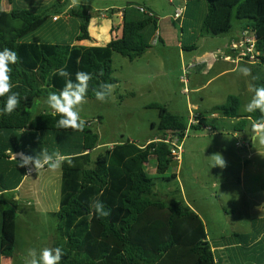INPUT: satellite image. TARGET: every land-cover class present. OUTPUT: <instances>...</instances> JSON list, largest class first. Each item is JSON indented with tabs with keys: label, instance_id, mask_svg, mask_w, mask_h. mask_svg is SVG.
I'll list each match as a JSON object with an SVG mask.
<instances>
[{
	"label": "trees",
	"instance_id": "obj_1",
	"mask_svg": "<svg viewBox=\"0 0 264 264\" xmlns=\"http://www.w3.org/2000/svg\"><path fill=\"white\" fill-rule=\"evenodd\" d=\"M8 1L11 9L0 10V51L8 48L18 55L17 63L10 65V76L12 91L20 93V103L11 115H0V195L16 190L23 183L27 169L20 166L21 154L35 156L42 149L49 154L58 151L67 157L60 166L59 227L54 240V249L60 248L63 252L60 264H222L215 256L199 213L171 191L170 186L166 194L156 189L157 180L177 179L176 174H166L177 160L173 150L177 146L181 148L193 118L187 122L154 103L149 107L159 110V129L164 132L163 136L144 144L130 140L119 142L92 160L100 137L91 129L90 122L86 121L83 131H73L58 129L56 124L61 117L53 112L45 111L32 117L31 110L37 100L47 99L49 94L63 88L64 78L57 74L60 68L68 71L73 81L77 71L91 74L86 99L97 100L94 92L102 83L116 85L119 82L114 77V55L120 54L130 61L142 58L152 47V38L160 27L159 18L142 6L125 8L120 36L113 37L104 46H84L79 43L91 41L90 16L83 8L74 6L67 14L80 23L79 34L71 43L29 42L25 39L47 25L51 18L59 21L69 4L61 5L59 0L62 7L53 5L39 11L18 0ZM204 1L198 36H224L231 32L236 21H242L244 33L257 35L259 56L250 64L254 65V86H264V0ZM195 4H187L186 14L190 19L195 17L192 14ZM182 9L183 15L178 21L184 19L186 8ZM109 12L112 16L120 11L112 9ZM185 28H181L182 34ZM182 49L193 51L197 44L185 47L182 43ZM240 52L241 49L238 54ZM246 60L249 61V57ZM6 99L0 97V110ZM241 104L240 98L229 96L226 104L216 106L213 112L220 111L227 118L238 119L235 132L249 130L252 133V121L261 114L257 111L241 115ZM207 118L196 115V123L190 128L219 131L209 125ZM173 141H177L176 147ZM151 159L156 160L159 177L151 176L146 170ZM48 166L43 169L51 168ZM97 201L110 213L108 216L96 214ZM0 203H4L1 197ZM16 221L14 212L3 213L0 256L13 257L15 254ZM254 222L264 224V220ZM221 240L230 245L239 241L246 245L250 237L246 233H233Z\"/></svg>",
	"mask_w": 264,
	"mask_h": 264
},
{
	"label": "rangeland",
	"instance_id": "obj_2",
	"mask_svg": "<svg viewBox=\"0 0 264 264\" xmlns=\"http://www.w3.org/2000/svg\"><path fill=\"white\" fill-rule=\"evenodd\" d=\"M18 1L39 11L53 5L59 6V0ZM60 1L61 5H71V0ZM112 2H118L122 8L128 9L147 4L157 18L168 14L173 7L170 0H79L73 7L78 6L88 14L98 15L101 12L96 9L105 8ZM10 9L8 0H0V10ZM109 11L105 13L110 15ZM60 16L61 20L54 22L51 18L47 25L25 40L49 44L71 43L79 32L80 20L73 17L67 19L65 12ZM201 21V15H195L193 25L186 26L185 33L181 34L185 47L196 43V50L151 45V53L136 61L115 54L114 77L119 82L114 85L111 96L105 102L86 99L79 114L90 122L91 129L100 137V145L92 152V160L104 153L109 144L128 140L144 144L163 136L164 132L159 129V110L149 107L154 103L161 104L172 114L182 116L187 122L196 115L208 117L209 125L220 130H194L190 124L187 136L180 145L179 158L166 174H176L177 179L171 182L157 180L156 189L166 194L170 186L171 191L201 214L212 245L221 246V237L234 232L250 233L253 228L251 219L264 216V146L249 139L253 135L249 130L235 132L238 119L227 118L220 111L213 112L216 106L226 104L229 96H236L242 102L240 113L245 115V106L254 96L251 90L254 86V65L248 60L232 65L224 59L229 44L237 37V28L243 22L236 21L231 32L224 36L199 37ZM214 52L218 54L216 58L222 59L215 60ZM202 57L213 59L212 68L199 63ZM244 67L250 70L247 76L240 71ZM46 101L39 99L35 102L31 110L33 118L45 111L53 112ZM215 153L225 159L224 167H212L213 162L208 158ZM146 170L151 176L159 177L155 159L150 160ZM61 182V167L40 169L28 172L19 189L4 191L0 195L4 201L0 203V228L5 211L14 212L18 218L15 264H23L22 260H25L29 250L35 249L38 254L41 246L52 245L49 237L43 236L57 234ZM256 227L264 229V224L259 222ZM235 252V248L230 251L218 249L215 256L223 260L224 256H229L228 264L254 262L248 258L236 261ZM4 264L9 262L4 261Z\"/></svg>",
	"mask_w": 264,
	"mask_h": 264
},
{
	"label": "clouds",
	"instance_id": "obj_3",
	"mask_svg": "<svg viewBox=\"0 0 264 264\" xmlns=\"http://www.w3.org/2000/svg\"><path fill=\"white\" fill-rule=\"evenodd\" d=\"M79 0H71V5H77ZM70 5V6H71ZM18 61V55L15 51L5 48L0 51V97H7L5 106L0 110V115H11L20 103V93L13 92L10 73L12 68L10 65H15ZM77 63L79 61L77 60ZM38 70V69H35ZM245 76L250 74L247 67L240 69ZM57 74L64 78V86L58 93H51L47 97V105L52 109L54 114H58L61 118L56 124L58 129L83 131L86 121L81 118L80 110L82 105L86 102V95L88 91V83L92 79L91 74L85 71H77L75 74V81L71 79V74L63 68L57 69ZM114 85L109 83H102L94 92L97 100L105 102L111 96ZM251 90L254 96L251 101L245 106L248 113H255L259 111L261 114L258 119L252 121V133L249 137L255 144L264 146V86H253ZM23 155V161L20 163L21 167L34 165V169L38 171L45 164L50 167H58L61 161L67 157L61 153L54 152L49 154L45 149L35 156ZM212 167H224L226 161L219 153L213 154L210 158ZM95 212L99 217H106L110 213L104 209L100 202L95 203ZM63 255L60 248H43L39 255L35 249L29 250L24 260V264H60Z\"/></svg>",
	"mask_w": 264,
	"mask_h": 264
},
{
	"label": "crops",
	"instance_id": "obj_4",
	"mask_svg": "<svg viewBox=\"0 0 264 264\" xmlns=\"http://www.w3.org/2000/svg\"><path fill=\"white\" fill-rule=\"evenodd\" d=\"M117 1V0H116ZM196 2L197 4L194 5L193 9H192V14L193 15H197V14H202V11L205 8V1L204 0H174V2L170 3L173 5L172 9L170 12H168V14L166 13L164 16L159 17V30L156 33V35L152 38L151 41V45L153 46H157V44H161L163 45V48H167L168 46H177V47H181L182 49V32H181V28L184 26H189V25H193L192 23V19L189 18V16H187L186 12H187V4L190 5L191 3ZM146 3V2H143ZM200 3V5H198ZM139 5V4H137ZM142 7H145V9L147 11H149V13H153L152 8H150V6L146 5H140ZM73 5H69V7L65 10V13H67V11L72 8ZM123 6H121V4H118V2H112L109 6H106L105 8H101L96 9L97 12H101V14L98 15H94V14H88L90 16V27H89V32H90V36H91V41H83L81 43H79L80 45H84V46H104L107 43H109L113 37H118L120 36L121 32H122V28H123V22H124V14H123V10L125 9L122 8ZM186 8V11L184 13V19H182L183 21H178L177 19H175V13L177 12L178 8ZM112 9H117L120 12L119 13H115L114 15H118L119 17V23H114V15L110 16L107 15L105 12L107 10H112ZM9 11V10H8ZM67 19H69L70 17L67 16ZM54 22H58L54 19ZM179 24V25H177ZM200 27V26H199ZM193 28V26H192ZM191 28V29H192ZM200 29V28H199ZM244 28L243 25H241L240 27L237 28V37L232 39V42L229 44V48L228 51L226 52V56L230 57L231 60H227L230 64L232 65H238L240 63H245V61L239 60L238 59V51L240 49H238L240 47V42L242 39V35ZM79 32H77L76 35H78ZM75 35V36H76ZM76 43V42H75ZM74 43V44H75ZM235 46H237V50H235ZM151 48L147 51V53L144 55L146 56L148 53H151ZM220 51V50H218ZM217 52H214V57L216 58L218 54H216ZM180 56L182 57V54L180 53ZM207 57H202L199 58V63H203L208 66V69L212 68L213 66V61L211 62V60L213 59H206ZM214 58V59H215ZM141 59V58H140ZM221 60L222 58H216L215 60ZM225 73V72H222ZM152 140V139H151ZM151 140H149L147 143L151 142ZM113 145L115 144H109V148H111ZM19 189V188H17ZM190 206V205H189ZM191 208H193L192 206H190ZM194 209V208H193ZM195 210V209H194ZM196 211V210H195ZM197 212V211H196ZM198 213V212H197ZM201 216V214H199ZM202 217V216H201ZM203 219V218H202ZM18 220V218H17ZM255 220H264V216L260 217H254L251 219V221H255ZM18 222V221H17ZM235 233V232H234ZM238 233V232H237ZM246 234L249 235L250 240L249 243H246V245H241L239 241V243L234 244V245H230L227 244L226 242H222V244H220L221 246H216L213 245L215 252L220 249L221 251H230L233 248H236V252L234 255V258L236 261L238 260H242L244 258H248V259H253L254 262H252L251 264H264V229H261L259 227H256L255 222L253 223V228H252V232L248 233L245 232ZM55 235H57L56 233H50V234H46L43 237H49V241H51L52 245H48V247H42L39 249V253L43 248H51L54 249V240H55ZM17 237H18V233L16 236V241H17ZM209 239V238H208ZM211 241V239H209ZM38 253V255H39ZM15 255V254H14ZM221 263L223 264L225 261L226 264H228L227 262L229 261L230 257L228 256H224V260L223 258H219ZM3 261V263H2ZM4 261H8L9 264H15L14 262V256L13 257H6V256H0V263L4 264ZM23 264H24V260H22Z\"/></svg>",
	"mask_w": 264,
	"mask_h": 264
},
{
	"label": "built area",
	"instance_id": "obj_5",
	"mask_svg": "<svg viewBox=\"0 0 264 264\" xmlns=\"http://www.w3.org/2000/svg\"><path fill=\"white\" fill-rule=\"evenodd\" d=\"M171 2H174V0H170ZM183 15V9L182 8H178L176 14H175V19H180ZM57 18H55L56 20ZM256 44H257V35L256 33H252V32H245L242 35V39L240 42V47L238 48L237 46H235V48L237 49H241V52L238 55V59L245 61L247 57H249V62L250 63H254L257 61V57L259 56V53L256 50ZM225 60H231L230 57L226 56L224 57ZM196 121L193 119L191 120V124H195ZM173 146H177V141H173L172 143ZM177 149V150H176ZM173 150V154L175 155V157L178 159L179 158V150L181 149L180 147L177 146V148ZM46 165L49 164H45L42 168H45ZM27 169V173L28 172H32V171H36L34 169V165H28L26 167ZM39 169V170H40Z\"/></svg>",
	"mask_w": 264,
	"mask_h": 264
},
{
	"label": "bare ground",
	"instance_id": "obj_6",
	"mask_svg": "<svg viewBox=\"0 0 264 264\" xmlns=\"http://www.w3.org/2000/svg\"><path fill=\"white\" fill-rule=\"evenodd\" d=\"M199 24H200V23H199ZM10 132H11V131H10ZM72 133H73V132H72ZM76 133L79 135L78 132H76ZM68 134H69V132H68ZM3 135H4V134H3ZM56 135H57V134H56ZM78 135H77V136H78ZM73 136H74V135H73ZM3 138H4V137H3ZM70 138H71V137H70ZM0 139H1V138H0ZM4 140H5V138H4ZM63 140H64V139H63ZM74 140H75V139H74ZM66 141H68V139H67ZM79 141H80V140H79ZM68 142H70V141H68ZM0 143H1V142H0ZM67 144L70 145L71 143H67ZM21 145H22V144H21ZM75 145H76V144H75ZM22 146H23V145H22ZM10 147H11V146H10ZM79 147H81V146H79ZM10 149H11V148H10ZM25 150H26V149H25ZM13 151H15V150H13ZM34 152H35V151H34ZM36 153H37V152H36ZM68 153H69V152H68ZM28 154H29V153H28ZM104 154H105V153H104ZM26 155H27V154H26ZM31 155H32V154H31ZM31 155H30V156H31ZM48 167H49V166H48ZM155 194H157V193H155Z\"/></svg>",
	"mask_w": 264,
	"mask_h": 264
},
{
	"label": "water",
	"instance_id": "obj_7",
	"mask_svg": "<svg viewBox=\"0 0 264 264\" xmlns=\"http://www.w3.org/2000/svg\"><path fill=\"white\" fill-rule=\"evenodd\" d=\"M114 23H119V17L118 15H114ZM62 165V162H60L59 166L60 167Z\"/></svg>",
	"mask_w": 264,
	"mask_h": 264
}]
</instances>
